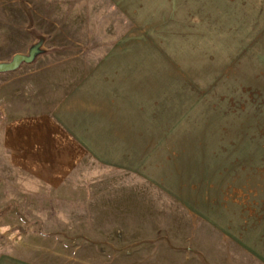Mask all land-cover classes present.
Segmentation results:
<instances>
[{"label": "rangeland", "instance_id": "obj_1", "mask_svg": "<svg viewBox=\"0 0 264 264\" xmlns=\"http://www.w3.org/2000/svg\"><path fill=\"white\" fill-rule=\"evenodd\" d=\"M115 47L138 51L137 103L145 137L158 138V157H145L153 177L87 161L60 188L35 192L0 175V197L19 203L18 220H0V253L47 264H213L226 251L219 223L264 260V0H0V62L36 49L0 74V126L39 108L33 98L50 76Z\"/></svg>", "mask_w": 264, "mask_h": 264}, {"label": "crops", "instance_id": "obj_2", "mask_svg": "<svg viewBox=\"0 0 264 264\" xmlns=\"http://www.w3.org/2000/svg\"><path fill=\"white\" fill-rule=\"evenodd\" d=\"M127 52L121 53L115 47L88 67L53 74L48 92L39 91L33 98L35 105H39L37 110L18 114L1 124L3 181L21 190L58 189L87 161L103 169L153 177V169L145 166V157H158L159 150H153L158 138H153V132L145 137L143 105L137 103L138 94L143 97V73L136 57L138 51ZM18 205L13 198L0 197V220H18ZM199 220L209 224L206 219ZM215 224L219 248L225 245L226 251L219 253V262L213 264H264L237 236L225 233L219 229V223ZM17 229L25 233L22 227L12 226L11 231L15 233ZM193 235H187L188 241ZM167 241L174 242H170L169 236ZM213 244L207 242L201 253L210 252ZM171 250L175 252L176 245H171ZM0 264L47 263L1 252Z\"/></svg>", "mask_w": 264, "mask_h": 264}, {"label": "water", "instance_id": "obj_3", "mask_svg": "<svg viewBox=\"0 0 264 264\" xmlns=\"http://www.w3.org/2000/svg\"><path fill=\"white\" fill-rule=\"evenodd\" d=\"M36 49H32L29 55L16 53L9 62H0V73L13 71L24 62H31L35 56Z\"/></svg>", "mask_w": 264, "mask_h": 264}]
</instances>
